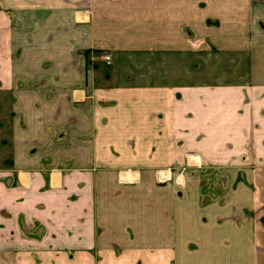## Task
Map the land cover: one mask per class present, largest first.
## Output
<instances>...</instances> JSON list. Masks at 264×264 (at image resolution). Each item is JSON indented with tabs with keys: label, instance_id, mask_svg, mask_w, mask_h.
I'll return each instance as SVG.
<instances>
[{
	"label": "crops",
	"instance_id": "0c3cea01",
	"mask_svg": "<svg viewBox=\"0 0 264 264\" xmlns=\"http://www.w3.org/2000/svg\"><path fill=\"white\" fill-rule=\"evenodd\" d=\"M198 1L0 0L11 173L77 207L59 241L6 243L0 264H264V0ZM211 142L259 158L253 191L231 171L225 194L174 182L187 157L218 166Z\"/></svg>",
	"mask_w": 264,
	"mask_h": 264
},
{
	"label": "rangeland",
	"instance_id": "374dc122",
	"mask_svg": "<svg viewBox=\"0 0 264 264\" xmlns=\"http://www.w3.org/2000/svg\"><path fill=\"white\" fill-rule=\"evenodd\" d=\"M212 1L222 4V9L224 11H231V9L238 7V5V10H242V0H200L198 3L201 5L202 9H205L208 3ZM207 24L210 28L221 27V21L219 19L213 20L208 18ZM190 38L193 40L194 35L191 34ZM211 48L212 52H217L216 48L213 46H211ZM94 55H96L98 59H103V61H105L103 57L110 54L106 52H94ZM195 68L198 69V66ZM8 81H10L8 77L0 73V247L3 245L5 246L6 243H10L9 245L14 244V248L19 249L23 245V241H32L36 243L45 241L46 239L47 241H59L60 239H58L57 235L63 234V232L67 230L66 228H70V222L72 223L73 217L76 216L77 207L71 205L70 200H68L67 203L65 199L53 198V195L45 199V192H41L42 194L40 193V195L39 193H33V191L23 190L17 180V175L11 173L10 137L12 133L14 101L12 94L8 93L6 89ZM194 102L195 100H191L190 105H195ZM257 124H259V122H256V129ZM211 144V158L209 157V160L212 161V163H216L218 166L207 167L201 163L200 165L197 163L193 164L187 157L186 166L176 168L174 171V182L177 183L179 180V184L184 183V179L190 177L191 181L200 184V187L207 189L208 193H213L214 186L216 183H219L215 180V178L218 177L221 179L220 182L224 184L223 188L227 186L225 189L226 191H223V194H225L230 187V174L228 172L231 171L233 172V176L236 177L234 182H232V186L235 189L243 184L249 191H253L255 187L249 177L251 170L255 169L254 165L260 164V162H258L259 158L232 157L233 154L236 153L233 147L235 143L218 142L220 147L222 146L221 149H216V142H211ZM260 144L264 147V142H260ZM202 145V147H204V144ZM250 148L249 151L251 152L252 149ZM196 150L201 152L199 146L196 147ZM189 155L192 156L197 154H187V156ZM256 155H258L257 149L255 156ZM180 177H183V179H180ZM164 179L166 180L167 178ZM218 187L219 186H216L215 190L222 195V191H218ZM210 201L211 196H206L205 193L202 194L201 206L210 203ZM241 214L238 217L240 221L243 220V218L251 220L254 216L252 211L246 209ZM62 217L68 219V222L63 224V229L60 233ZM65 240L67 239L65 238ZM81 240L79 242L83 245L84 239ZM243 256L244 259L242 261L245 263H242L248 264L247 261L250 260V258L248 259L247 255Z\"/></svg>",
	"mask_w": 264,
	"mask_h": 264
},
{
	"label": "built area",
	"instance_id": "2783aa9c",
	"mask_svg": "<svg viewBox=\"0 0 264 264\" xmlns=\"http://www.w3.org/2000/svg\"><path fill=\"white\" fill-rule=\"evenodd\" d=\"M103 58H104V60H105L107 63H110V62H111V56H110V55L105 56V57H103Z\"/></svg>",
	"mask_w": 264,
	"mask_h": 264
},
{
	"label": "bare ground",
	"instance_id": "6f19581e",
	"mask_svg": "<svg viewBox=\"0 0 264 264\" xmlns=\"http://www.w3.org/2000/svg\"><path fill=\"white\" fill-rule=\"evenodd\" d=\"M192 161H194V162H196L197 161V159H198V157H194V156H192ZM162 177L164 178V174L162 175Z\"/></svg>",
	"mask_w": 264,
	"mask_h": 264
},
{
	"label": "flooded vegetation",
	"instance_id": "af4514ba",
	"mask_svg": "<svg viewBox=\"0 0 264 264\" xmlns=\"http://www.w3.org/2000/svg\"><path fill=\"white\" fill-rule=\"evenodd\" d=\"M191 158H192V156H191Z\"/></svg>",
	"mask_w": 264,
	"mask_h": 264
}]
</instances>
